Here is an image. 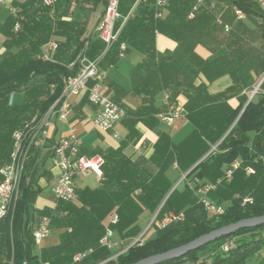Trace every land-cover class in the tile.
Wrapping results in <instances>:
<instances>
[{"label":"trees","instance_id":"trees-1","mask_svg":"<svg viewBox=\"0 0 264 264\" xmlns=\"http://www.w3.org/2000/svg\"><path fill=\"white\" fill-rule=\"evenodd\" d=\"M43 1H14L19 13L17 17L10 16L5 23L6 50L0 56V167L10 161L14 131L33 116L46 112L62 95L65 80L79 70L78 61L69 67L58 54L53 59L42 55V46L54 35L65 36L66 44L84 30L76 32L71 21L62 19L68 14L62 10V5L68 0H59L54 8L45 6ZM215 1L228 6L227 16L225 14L220 24L216 11L209 9L200 8L189 18L194 0H170V15L166 19L155 17L152 0L139 3L131 15L135 0L120 1V12L127 19L118 41L104 59L114 63L120 57L123 42L144 54L135 69L144 72L142 88L136 93L145 97L138 109H127L131 116L129 128L133 131L140 120L151 126L153 122L158 123L155 117L158 109L152 107V98L164 90L171 101L179 94L186 96L185 117L193 130L177 144L170 133L160 131L149 158L141 156L133 160L123 152L124 144L118 149H108L104 155L102 185L78 190L77 202L58 200L52 209L35 207L43 188L29 175L30 164L38 156L34 150L25 166L14 211L0 220V264H74L75 254L90 249L92 252L75 264H131L186 244L221 226L264 214L261 160L264 95L246 105L249 95L243 92L250 90L264 74V9L257 0ZM90 2L98 6L106 5L107 0ZM235 9L242 10L251 25L242 20L233 23ZM16 22L20 23L17 31L14 30ZM226 24L231 26L228 32ZM157 30L177 41L175 51L157 52L154 38ZM86 41L89 57L95 58L104 50L97 36L89 37L78 44L72 59L75 60ZM198 44L209 46L215 56L202 58L195 51ZM61 47L59 44V49ZM224 73L231 74L233 85L221 92L210 93L205 82L196 83L201 74L212 80ZM18 93L24 95L21 103L13 101ZM233 97L239 98L238 106L229 103ZM237 160L241 163L231 181L224 180L207 193L212 201L225 207L223 214H212L201 201L196 186L216 183ZM174 166L179 175L173 181L168 172ZM249 167L254 168L255 173L247 174ZM187 172L183 187L179 185L172 190ZM195 181L200 183L195 185ZM245 197H251L252 202L243 204ZM162 203L156 219L169 212H183L184 220L157 228L154 237L143 239L124 252L101 245L100 240L110 226L129 246L142 232L138 224L142 212L145 209L155 212ZM113 212L119 216L118 223L106 224L105 220ZM44 215L51 218L50 224L67 230L60 245L38 252L33 232L37 219ZM229 241L234 242V248L225 252L222 246ZM261 251H264V224L239 229L179 258L158 264H246Z\"/></svg>","mask_w":264,"mask_h":264},{"label":"crops","instance_id":"crops-1","mask_svg":"<svg viewBox=\"0 0 264 264\" xmlns=\"http://www.w3.org/2000/svg\"><path fill=\"white\" fill-rule=\"evenodd\" d=\"M14 1H16L17 3H23L26 0H0V56L6 50L5 41L7 39V36L4 32V30L6 29L5 28L6 20L10 16L17 17L19 13V9L13 4ZM147 1L148 0H143L142 3H146ZM152 1L154 5V0ZM216 3H217V7L211 11H216L217 22L220 24L218 19H220L222 23L223 17L227 13L228 6L223 3H218L217 1ZM169 4H170V0L168 5L164 8L162 17L160 18L166 19L170 15V11L168 10ZM201 9H207V8L202 7ZM237 10L238 9H235L236 19L234 20L233 23H237L238 21L242 20L249 24L250 22H248L249 20L247 19L245 13L242 11L244 13V17H239L236 14ZM52 12H54V10H52ZM62 19L65 21H71L73 23L72 26H74L76 32H80L82 30V28L80 29L78 28L77 24L74 23V21L71 19V17L68 14L63 16ZM17 25H19L20 28V23L16 22L14 26L15 31L19 29L16 28ZM83 28L84 30L82 34L74 36V38L66 44H65L66 42L65 36L59 34L54 35L49 42H47L42 46V55L44 56V58L53 59L54 56L58 54L62 58L64 63H67L69 67H72L75 61H77L76 58H78L77 56L75 60L72 59L74 50L81 41L91 37L89 27H83ZM154 38H155L156 50L158 53L164 54L167 52H173L176 50L178 46L177 41L171 36H169L166 32L157 30ZM54 44L56 45V47L53 46ZM59 44H62V47L60 49H59ZM195 51L204 59H211L215 56V53L207 45L198 44L195 48ZM143 59H144V54L140 50L130 45H127V48L124 51L123 55L120 56L114 63H110L106 59H104L101 62V66L104 69H106L108 73V76L105 80V87L107 94L114 101L124 106L126 108V111L127 109H131V110L138 109L142 104V99H144L145 97L143 95L136 93L137 89L142 88V82H143L142 78L144 72L136 70L135 68L140 62H142ZM261 77L259 79H261ZM200 82H205L208 91L214 94L221 92L227 89L229 86L233 85V77L229 73H224L210 80V78L206 77L204 74H201L200 77L196 80V83H200ZM263 82H264V77L261 79V81L257 86H254L255 85L254 83L250 90L248 91L246 90L243 92L248 93L249 98L251 97V100L253 99L254 101H258L262 97V95H264V85L261 86ZM18 94H15L13 96V101L15 103H21L24 100L23 99L21 101H16L15 97ZM166 94L167 93L164 90L159 91L152 98V102H153L152 107L158 109L155 113V117L158 120V123L154 124L153 122V126H151L140 120L134 125L133 131L128 126V124L131 123V121H129V119L131 118L129 113H126V116L120 121H118L112 129L107 131L100 129L98 126H96V124L93 121L94 117L99 111V108L90 103L87 92L83 90L76 95H72L70 97V101L72 105V113L69 118V122L67 123L60 121L56 122L54 129L51 130V138L49 139L46 147L43 150H37L38 156L35 159L34 163L32 165L30 164L29 175L33 176L34 179L37 180L38 184L43 188L42 193H45L46 191H48L49 187H52V190L48 195L49 197L48 201L37 203L38 200L37 198L35 203L36 209L37 210H41L44 208L52 209L55 208L58 203V199H56L54 195V188L58 182L60 170L53 164L52 152L50 148L61 137L68 136L71 133L72 129L82 141V145H81L82 153L87 155L100 154L103 157L108 149H118L122 144H124L123 152L133 160L141 156L145 158H149L152 156L154 152V145L159 138L160 131H166L170 133L171 139L174 143L177 144L181 142L193 130V125L190 123L192 125V130L181 141L175 142L173 140V131L177 130L180 127V124L182 122H185L187 119L184 116L182 119L178 121L176 127H171L160 119L159 115L165 112L168 107V100L166 98ZM256 95L257 97H255ZM176 99L179 102L183 103L184 105L187 102V98L183 94H179ZM229 103L233 107L238 106L239 98L233 97L229 100ZM170 170L174 172V175L176 174L175 177L177 178L179 172L176 166H174ZM183 176H181L177 180L176 184L179 182L177 186L182 184ZM102 182H103V172L102 175H96L92 173L89 175L77 176L75 178L77 198L73 202L78 201V190H82L85 188L95 189L100 187L102 185ZM197 183H200V181L197 182L195 181V185ZM162 205L163 203L161 204L160 207H162ZM158 209L155 212H151L150 210L147 209H145L142 212V214H144L145 211H147L151 216H153L150 225L146 228L147 230L145 229L146 230L145 234L150 230L151 227L152 228L156 227L154 221L156 220L157 215L155 216V214L158 211ZM141 215L139 216L138 219L139 225H140L139 222ZM109 219H110V215L105 220L106 224H109ZM39 222L40 219L39 221L37 219L36 222L37 226ZM36 225L35 228L37 227ZM66 230L67 228L56 227L50 224V233L46 237H44L39 244H37L38 252H40L42 249L60 245L64 238ZM144 231L142 228V232L136 238L140 237ZM115 233L116 235L115 236L113 235L114 238L111 241L113 244V247L111 249L122 250V251L125 250L126 249L125 246L120 247V245L125 243L124 240L121 238L118 232L115 231ZM145 234L142 237H144ZM44 264H49V263L45 262Z\"/></svg>","mask_w":264,"mask_h":264},{"label":"built area","instance_id":"built-area-1","mask_svg":"<svg viewBox=\"0 0 264 264\" xmlns=\"http://www.w3.org/2000/svg\"><path fill=\"white\" fill-rule=\"evenodd\" d=\"M59 0H44L45 5L54 8ZM121 0H107L104 11L96 24V35L104 44V50L100 55L91 58L87 54L89 42L86 41L81 49L77 61L79 63L78 72L68 77L65 80L62 95L50 108L42 115L33 116L22 128L17 129L13 133V149L11 158L8 163L0 167V220L12 215L15 204L20 196V185L25 171V166L29 161L34 150H43L49 139L51 138V130L54 129L56 122H69L72 113V105L70 97L85 90L91 104L99 108L94 123L102 130H110L114 125L126 116V108L114 101L106 92L105 80L108 76L107 70L101 66L108 50L118 41L120 31L127 17L123 18L120 12ZM143 0H135L130 15L136 6ZM264 9V0H257ZM169 0H154L155 16L162 17L164 8L168 5ZM206 7L213 10L217 7L215 0H194L192 11L189 18H193L200 8ZM236 14L239 17H244L242 10H237ZM123 21L120 27L117 28V23L120 19ZM221 23V20L218 19ZM19 28V25L16 26ZM225 30L229 31L230 26L225 25ZM56 47V45H53ZM127 48L126 43L120 45V56L123 55ZM52 90L54 85L51 86ZM168 100L167 110L159 115L160 119L171 127H176L180 119L186 114L185 105L177 99ZM82 141L75 134L73 129L68 136L61 137L51 146L53 164L60 170L58 182L54 188L56 199L63 201H74L77 198L75 186V178L79 175L96 174L102 175V167L105 159L100 154L87 155L81 151ZM264 165V155L261 157ZM240 161H235L229 168L225 170L224 175L217 180L216 183L199 184L196 186V192L199 195L206 209L216 215H221L225 212L223 205L212 201L207 193L209 190L216 188L217 184L226 181H231L233 172L240 166ZM255 173V169L249 167L247 174ZM197 182V181H196ZM198 184V183H197ZM252 202L251 197H245L243 204ZM183 212L166 213L161 219H156L154 224L158 228L166 227L173 222L184 220ZM119 221L117 212L110 215L109 224L114 225ZM49 217H43L39 225L34 230L36 243L39 244L44 237L50 233ZM113 235V229L107 226L106 233L100 240L101 245L112 248L113 244L110 237ZM143 242V237L135 238L131 243ZM130 243V244H131ZM234 248V242H226L222 246L225 252ZM127 249V247H126ZM123 250L122 252L126 251ZM92 249L86 252H80L74 255V264L79 263ZM26 264V263H25Z\"/></svg>","mask_w":264,"mask_h":264},{"label":"rangeland","instance_id":"rangeland-1","mask_svg":"<svg viewBox=\"0 0 264 264\" xmlns=\"http://www.w3.org/2000/svg\"><path fill=\"white\" fill-rule=\"evenodd\" d=\"M65 9L68 12V15L71 17V19L74 21L75 24H77L78 28H83V27H89L90 29V36L91 37H96V27L95 25L97 24L98 20L100 19V16L103 12L104 9V4L100 3L98 6H95L93 3L90 2V0H68L67 2H64L62 5V10ZM264 77V75L261 77V79ZM259 79L254 86H257L259 82L261 81ZM257 97V95L255 96ZM16 101H21L24 99V96L22 94H18L15 97ZM192 130V125L188 120L185 122H182L180 124V127L177 130L173 131V140L175 142L181 141L190 131ZM176 175V174H175ZM174 175V172L171 170L168 172V176L174 181L176 179ZM176 184V183H175ZM183 187V184H180V188ZM52 190V187H49L48 191L45 193H42L37 200V203H41L44 201H48L49 193ZM49 217L47 215L41 216V218H38V221L43 217ZM152 217L149 212L145 211L144 214L141 215L140 217V225L143 228V231L150 225ZM50 218V217H49ZM51 220V218H50ZM40 223V222H39ZM38 223V225H39ZM37 226V225H36ZM156 227L150 228V230L145 234L143 239H150L155 236V231ZM113 235L115 236V230L113 229ZM110 237V240L112 241L114 236ZM119 240V238H118ZM120 247H127L125 245L128 241H124ZM187 264H194V263H187ZM246 264H264V251H261L254 256L250 257Z\"/></svg>","mask_w":264,"mask_h":264},{"label":"water","instance_id":"water-1","mask_svg":"<svg viewBox=\"0 0 264 264\" xmlns=\"http://www.w3.org/2000/svg\"><path fill=\"white\" fill-rule=\"evenodd\" d=\"M250 100H251V97L249 98L247 104L250 102ZM207 155H205L203 158H205ZM188 172H190V171H188ZM188 172L182 177V179L185 178V176L188 174ZM177 184L173 187L172 190L175 189ZM160 208L156 212L155 216L158 214ZM262 224H264V214L260 215V216L244 218V219H241L239 221L229 223L227 225L216 228V229H214L208 233H205V234L195 238L194 240H192L186 244L174 247L172 249H169V250L161 252V253H157V254L145 257V258H143L139 261H136L134 263H131V264H158V263H161L163 261L179 258V257L187 254L188 252L192 251V250H196V249H198V248H200V247H202V246H204V245H206L212 241H215L218 238H221L223 236L234 233L239 229L247 228V227H254V226H258V225H262ZM146 230L141 234L140 237H142L145 234ZM132 245H133V243H131L127 247V249L129 247H131Z\"/></svg>","mask_w":264,"mask_h":264}]
</instances>
